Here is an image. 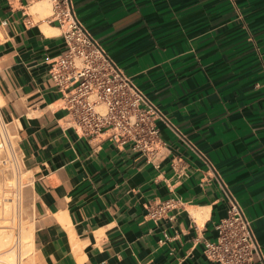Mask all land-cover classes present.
<instances>
[{"label":"crops","instance_id":"crops-1","mask_svg":"<svg viewBox=\"0 0 264 264\" xmlns=\"http://www.w3.org/2000/svg\"><path fill=\"white\" fill-rule=\"evenodd\" d=\"M72 2L166 117L164 146L149 163L108 134L67 129L66 102L49 78L64 50L53 6L42 14L37 3L0 0L8 79L0 108L20 126L39 216L36 264H216L204 242L216 239L229 195L264 260V0ZM165 202L171 209L153 220L149 208Z\"/></svg>","mask_w":264,"mask_h":264},{"label":"built area","instance_id":"built-area-1","mask_svg":"<svg viewBox=\"0 0 264 264\" xmlns=\"http://www.w3.org/2000/svg\"><path fill=\"white\" fill-rule=\"evenodd\" d=\"M27 5L46 1L53 6L50 18L63 29L64 50L52 59L49 78L66 102L67 129L81 137L107 138L154 163L164 146L158 121L167 122L161 110L113 61L100 42L79 21L72 0H25ZM29 15H27V20ZM3 24H7L6 21ZM20 126L0 112V196L9 191L19 208L26 174ZM227 216L216 226V239L204 242L207 259L216 264H263L251 221L238 200L228 196ZM170 203L149 208L153 220L161 219Z\"/></svg>","mask_w":264,"mask_h":264},{"label":"bare ground","instance_id":"bare-ground-1","mask_svg":"<svg viewBox=\"0 0 264 264\" xmlns=\"http://www.w3.org/2000/svg\"><path fill=\"white\" fill-rule=\"evenodd\" d=\"M48 8L49 5L42 1L37 3L32 11L44 14ZM3 105L4 101L0 97V107ZM15 207L14 200L11 202L7 197L3 201L0 199V264H32V257L35 252L34 229L31 228L32 226L29 228L25 226L24 228V225H20L19 237L15 238L14 230L16 227L14 222L17 218L15 212L18 214ZM195 217L198 222H201L200 215L195 214Z\"/></svg>","mask_w":264,"mask_h":264},{"label":"rangeland","instance_id":"rangeland-1","mask_svg":"<svg viewBox=\"0 0 264 264\" xmlns=\"http://www.w3.org/2000/svg\"><path fill=\"white\" fill-rule=\"evenodd\" d=\"M44 2H46V1H44ZM46 3L50 6V3H48V2H46ZM48 15H49V12L45 16H48ZM2 70L3 69H2L1 64H0V97L2 96L3 99H4L5 94L7 92V89H8V86H7L8 85V83H7L8 79L6 77V74ZM0 112H1V108H0ZM13 122H14V124H19L16 121H13ZM23 181L26 184H30L29 176L27 174L23 175ZM0 188H3L1 181H0ZM0 190L2 191V189H0ZM6 192L7 193L5 194V196L7 198H9L11 200V202H12V199H11L13 197L12 193L9 192V191H6ZM6 197L3 198L2 196H0V199L3 201ZM19 206H20L19 208L15 207V210L18 212V214L15 212L17 218L15 217L16 218V222H14L15 223L14 226L16 228H17V226H19L17 229L14 227L15 228V230H14L15 238L19 237L18 234L20 233V225H22V226L24 225L23 226L24 228H25V226L26 227L28 226V228L30 226H32L31 228L34 229L35 234H38L36 232V229H37V227L39 225L38 222H37L39 216H38L37 212H35L34 200H33L32 196H31L30 187L24 188V190L22 192V202H21V204ZM17 219L19 220V223H18ZM37 253H38V241H37V235H36V238H35V252L33 253L34 264L37 263ZM22 264H25V263H22Z\"/></svg>","mask_w":264,"mask_h":264}]
</instances>
